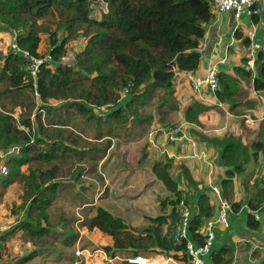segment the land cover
I'll use <instances>...</instances> for the list:
<instances>
[{"label":"trees","instance_id":"trees-1","mask_svg":"<svg viewBox=\"0 0 264 264\" xmlns=\"http://www.w3.org/2000/svg\"><path fill=\"white\" fill-rule=\"evenodd\" d=\"M101 1L106 11L101 18L92 17V6ZM214 16L213 0H0V32L15 31L20 48L15 50L10 43L0 48V151H9L3 157L6 173L0 171V187L12 182L22 187V202L11 210L14 224L0 233V247L18 232L23 242L34 246L54 244L48 210L58 194L57 163L66 161L72 170L75 156L87 157L92 172L112 148L113 139L139 137L146 143L150 132L157 130L156 136H160L177 124L170 117L179 110L177 73L199 68V46ZM259 18L260 14L252 16L253 22ZM42 34L48 43L44 54L38 51ZM235 37L241 39L242 47H249L248 35L243 37L236 29ZM75 49V65L60 63L61 56ZM24 51L35 57L49 53L52 61L43 64L35 78ZM249 58H241L234 74L218 71L217 87H207L211 96L235 114L246 102L247 86L257 92L264 90V47L256 51L253 68ZM207 108L202 101L193 100L184 119L198 124L199 114ZM223 138L216 144L221 146L222 164L227 166L220 182L224 191L244 161L234 160L243 148L240 140L232 134ZM180 141L166 142L180 145ZM252 149L255 162L264 152V141L254 142ZM164 155L151 167L170 193L160 201L163 213L146 216L148 223L135 226L97 205L87 219L89 229L98 228L110 238L100 248L110 257L121 255L119 264H137L129 259L162 253L179 259L180 264H193L187 242L195 246L204 243L200 229L205 219L214 215L215 205L207 191L198 189L189 168ZM32 162L53 164L43 169L32 167ZM183 181L192 187L193 195L199 192L195 203L193 196L180 189ZM263 185L261 176L247 201L246 225L250 229L260 225L254 212L264 214ZM190 205L193 212L187 235L182 237V213L186 208L190 211ZM231 205L233 212L241 208L240 201ZM76 238L75 233L67 234L63 242ZM36 253L8 264H24ZM210 258L211 264H231L234 251L224 244L212 250Z\"/></svg>","mask_w":264,"mask_h":264},{"label":"crops","instance_id":"crops-1","mask_svg":"<svg viewBox=\"0 0 264 264\" xmlns=\"http://www.w3.org/2000/svg\"><path fill=\"white\" fill-rule=\"evenodd\" d=\"M256 2L262 9L257 22H253L252 17L246 15L235 19L232 12L215 10V16L206 25L205 35L199 46L201 53L199 68L191 73L179 72L175 80V96L179 101V110L176 113H179V122L186 133L185 137L180 139L181 143L177 145L164 143V135L156 136L157 130L150 132L148 145L146 148L143 147L145 154L148 153V155L145 161L139 165V168H142L151 159L154 161L160 159V154L163 152L168 157L183 162L190 169L198 189L209 193L210 202L215 205L212 217L217 214L220 198L227 199L230 204L234 201L241 202L238 212H233L231 209L228 213L227 227L213 225L212 245L208 252L201 255L204 264H211V251L221 248L224 244H229L234 251L231 264H264V214L259 212L260 225L257 229H250L246 225L247 201L253 195L251 190L255 181L261 178L260 159L254 162L252 145L256 141H264V90L257 92L249 86L245 87L247 89L246 102L240 106L241 112L235 114L228 111L224 104L211 96L205 84L199 91H196L191 83L193 77H204L207 70L213 65L217 66L218 71L234 74L233 68L239 65L241 58L245 56L250 57L248 64L253 68L256 51L264 47V0H256ZM236 29L242 32L243 37L251 29L254 30L255 34L252 39L250 38L249 47H242L241 39L235 37ZM5 34H8L10 42V33ZM193 100L202 101L209 106L199 114L198 124L187 122L184 119V111ZM230 134L237 137L243 145V148H239V155L234 160L236 162L244 161V164L243 168H240L237 175L232 178L231 186L223 191L220 182L225 177L227 166L222 164V148L216 144V141H223V137ZM209 138L212 139L209 140ZM101 164L104 166L109 163L101 161ZM150 176V180L143 182V193L141 190L130 197L133 202L142 203L147 199L154 200L156 193L152 188H159L160 194L170 195L161 181H158L153 174ZM147 184L149 187H146ZM214 187L218 188V192L214 190ZM188 192L189 197L193 196L194 202L199 192L195 191L194 195L191 189ZM134 211L138 212L137 209ZM192 212L193 206L190 205V213ZM135 215L132 213V217L124 216L132 224L142 223L143 221L137 220L138 217ZM147 216L149 215L147 214ZM204 223L200 229L203 234L205 232ZM194 247L197 246L194 245ZM159 258L160 254L146 259L149 264H162Z\"/></svg>","mask_w":264,"mask_h":264},{"label":"rangeland","instance_id":"rangeland-1","mask_svg":"<svg viewBox=\"0 0 264 264\" xmlns=\"http://www.w3.org/2000/svg\"><path fill=\"white\" fill-rule=\"evenodd\" d=\"M103 11H106V5L102 4L101 1L100 4L97 3L92 6L91 16L101 18ZM5 33L3 31L2 33L0 32L1 48L5 44L8 46L10 43L8 41V34ZM3 34L5 35L3 36ZM10 36L9 34V40ZM82 43L83 40L81 39L79 46ZM47 46L46 35L42 34L39 53L44 54L48 49ZM75 51L76 49L69 53L73 54L76 62ZM43 56L40 55L39 57ZM72 60L73 57H70L67 60L65 59V62L69 65V63L73 62ZM75 62L71 65H75ZM60 63L64 64L61 60ZM178 114V112L171 113L170 117L177 124L168 127L164 130V134L162 133L160 135H164V143H168L166 142L168 132L172 127H180L181 133L179 134V138L185 133L183 126L179 122ZM138 138L135 137V141L133 139L126 140L123 136L113 139V146L107 152L108 156L100 160L106 163L108 162L109 164L102 167L101 162H98L99 165L97 167L95 166V171L92 172H90V163L92 161L87 160V157L81 158L75 156L72 170H70L66 161L57 163L58 171L56 172V180L60 182L58 194L55 202L52 203L48 210L51 223V238H49L54 244L34 246L31 242H23L18 237L20 234L18 232L16 236L9 238L5 242L4 247H0V264H8L10 261L19 259L32 251H37V255L24 264H119L123 260L121 255L118 257H110L100 248L108 244L110 238L98 228L89 229L86 223L87 219L93 215L97 205L106 207L113 214L124 219H126L125 216L132 217V213L136 214L135 216L138 217L137 220L143 222L133 224L135 226L148 223L146 219L147 214L149 217H155L164 212L160 207V201L166 199L168 194H160L159 188H152L156 193L154 200L147 199L139 203L133 202L130 198L133 194H137L141 190L143 193V182L150 180V175L153 174L155 176L152 169L150 170L154 161L153 159L148 161L142 168H139V165L147 158L148 153L145 154L144 148L147 147L148 142L144 143V139L141 140ZM164 154V152L160 154L161 159L164 158ZM2 162L3 158H0V165L3 164ZM49 163L32 162L31 166L39 165L43 169H47L53 164ZM172 164L177 165L178 162L172 161ZM26 166L23 165L22 170L27 172ZM0 171L2 172V169ZM156 179L160 181L158 178ZM146 187H149V184ZM179 187L184 192L186 191V193H189L188 190L192 189L186 181H183ZM21 193L22 187L16 182L8 184L5 188L0 187V233H3L14 224V216L11 214V210L12 207L15 208V205H19L22 202ZM135 209L138 212L134 211ZM165 211L168 212L169 208ZM77 218L78 220H76ZM61 229L64 230L62 231ZM73 233L77 234V238L70 243H64L63 240L66 235ZM159 259L162 264L182 263L179 259L170 257L169 254L165 253L160 254Z\"/></svg>","mask_w":264,"mask_h":264},{"label":"built area","instance_id":"built-area-1","mask_svg":"<svg viewBox=\"0 0 264 264\" xmlns=\"http://www.w3.org/2000/svg\"><path fill=\"white\" fill-rule=\"evenodd\" d=\"M215 10L218 12H232L235 19H239L241 15H246L248 17H252L253 15H259L261 13V7L257 4L256 0H213ZM103 4V3H102ZM105 5V4H104ZM254 30L251 29L248 32L249 38L254 37ZM11 48L15 50H20L19 44L17 43L16 33L15 31L11 34L10 41ZM24 54L29 56V60L31 61L29 68L31 74L36 78L37 73L39 72L41 66L45 63H51L52 57L51 55L45 54L43 57H35L29 55L27 51H24ZM73 57V62L69 63V65L74 64V56L72 53L61 56V61L66 64L65 59H69ZM217 73L218 68L216 65L211 66L204 77H193L192 78V86L196 91H199L200 88L205 84L210 89H215L217 87ZM181 133L180 127H172L169 129L167 140L170 142H174L176 140H180L185 137V133H183L180 138L179 134ZM9 151H0V158H3ZM260 165H261V176L264 178V152L260 155ZM2 172L6 173V169L3 164L0 165ZM264 187V185H263ZM214 190L218 192V188L214 187ZM264 207V202H263ZM232 207L230 202L225 198H220V203L217 211V215L213 218H208L204 223V243L203 245L194 247L191 241L187 242L188 253L191 255L193 264H204L203 259L201 258L202 253L208 252L213 239L214 232L212 230L213 225H222L224 227L228 226V213L231 211ZM190 216V211L186 208L182 213V224L179 226V235L182 237H186L187 235V223L188 218ZM254 216L256 219L260 218L259 212H254ZM130 262H136L137 264H149L147 259L144 257H135L134 259H129Z\"/></svg>","mask_w":264,"mask_h":264},{"label":"clouds","instance_id":"clouds-1","mask_svg":"<svg viewBox=\"0 0 264 264\" xmlns=\"http://www.w3.org/2000/svg\"><path fill=\"white\" fill-rule=\"evenodd\" d=\"M145 258V257H144ZM136 263V262H135Z\"/></svg>","mask_w":264,"mask_h":264}]
</instances>
